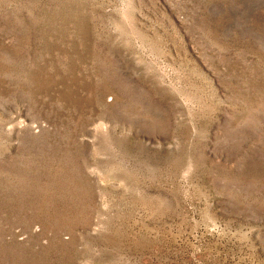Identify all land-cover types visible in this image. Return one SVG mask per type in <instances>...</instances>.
<instances>
[{
	"label": "rangeland",
	"instance_id": "374dc122",
	"mask_svg": "<svg viewBox=\"0 0 264 264\" xmlns=\"http://www.w3.org/2000/svg\"><path fill=\"white\" fill-rule=\"evenodd\" d=\"M0 264H264V0H0Z\"/></svg>",
	"mask_w": 264,
	"mask_h": 264
}]
</instances>
